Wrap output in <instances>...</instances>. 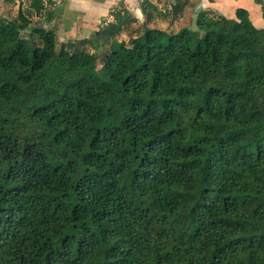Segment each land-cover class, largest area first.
I'll return each mask as SVG.
<instances>
[{
	"label": "trees",
	"instance_id": "1",
	"mask_svg": "<svg viewBox=\"0 0 264 264\" xmlns=\"http://www.w3.org/2000/svg\"><path fill=\"white\" fill-rule=\"evenodd\" d=\"M255 1L129 40L116 10L94 52L32 24L44 0L0 14V264H264Z\"/></svg>",
	"mask_w": 264,
	"mask_h": 264
},
{
	"label": "crops",
	"instance_id": "2",
	"mask_svg": "<svg viewBox=\"0 0 264 264\" xmlns=\"http://www.w3.org/2000/svg\"><path fill=\"white\" fill-rule=\"evenodd\" d=\"M31 1L29 0L21 7L34 11L31 7ZM143 1L44 0L45 8L40 13L32 12L30 19L35 21L39 19L38 24L44 25L47 29L55 30L60 43L83 41L82 47L89 48L91 51L95 50L96 45L100 46L97 33L108 23L113 22V12L121 9L132 12L141 23L148 19L150 26L167 30L170 28L161 23L164 16L172 14L179 29L182 26L192 25L194 14H199L200 10H206L208 14L212 15L221 14L232 17L237 8L244 7L250 11L252 17L257 18V23L261 22L259 20L260 5L255 0H200L195 8L190 4V1H186L177 11H174L173 8L175 0H150L152 4L146 6V12L143 11ZM166 2L170 3L169 7L165 5Z\"/></svg>",
	"mask_w": 264,
	"mask_h": 264
},
{
	"label": "rangeland",
	"instance_id": "3",
	"mask_svg": "<svg viewBox=\"0 0 264 264\" xmlns=\"http://www.w3.org/2000/svg\"><path fill=\"white\" fill-rule=\"evenodd\" d=\"M28 2H29V0H0V14L6 16L9 19H16L18 16V13H19V9L21 8V5L24 6ZM169 4L170 3H167V2L165 3V5H167V7H169ZM38 20L35 21L33 19V20H31V22H32V24H38L37 23ZM259 20H260V18H259ZM256 22H257V18H256ZM161 23L165 27H169L171 31L177 30L179 27V26H177V22H175L172 14L168 15V16H164L163 19H161ZM260 24H262V21L260 22ZM140 25H141V22L139 20L133 22L129 29L122 31L118 35V39L129 40L130 34L132 32L131 29H135L136 27H139ZM171 28H173V29H171ZM133 33H134V31H133ZM25 36H30V33L25 32ZM87 50L91 51V49H89V48H87ZM104 50L105 49H103V48H100L98 50V53H99L98 54L99 55L98 68H100L102 65V61L104 58ZM94 51H91V52H94Z\"/></svg>",
	"mask_w": 264,
	"mask_h": 264
},
{
	"label": "water",
	"instance_id": "4",
	"mask_svg": "<svg viewBox=\"0 0 264 264\" xmlns=\"http://www.w3.org/2000/svg\"><path fill=\"white\" fill-rule=\"evenodd\" d=\"M197 19H198V13H195L194 17H193V22H192V28L193 29H197V27H198Z\"/></svg>",
	"mask_w": 264,
	"mask_h": 264
}]
</instances>
